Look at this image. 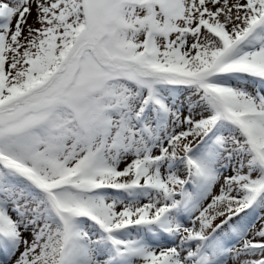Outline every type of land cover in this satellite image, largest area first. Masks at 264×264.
<instances>
[{
	"label": "snow or ice",
	"instance_id": "obj_1",
	"mask_svg": "<svg viewBox=\"0 0 264 264\" xmlns=\"http://www.w3.org/2000/svg\"><path fill=\"white\" fill-rule=\"evenodd\" d=\"M0 264H264V0H0Z\"/></svg>",
	"mask_w": 264,
	"mask_h": 264
}]
</instances>
